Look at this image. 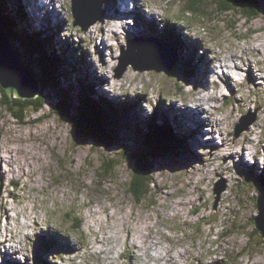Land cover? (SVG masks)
Masks as SVG:
<instances>
[{
	"label": "rangeland",
	"instance_id": "374dc122",
	"mask_svg": "<svg viewBox=\"0 0 264 264\" xmlns=\"http://www.w3.org/2000/svg\"><path fill=\"white\" fill-rule=\"evenodd\" d=\"M3 1L0 11L9 19L19 1ZM123 2L128 9L129 0ZM139 2L124 24L111 20L106 0L104 16L85 31L73 24L71 0L41 4L37 11L32 5L27 13L20 5L22 22L12 18L14 30L47 39L45 49L58 58L56 71L75 70L57 90H40L44 105L26 109L21 119L1 103L0 92V264H264V239L253 220L264 181V54L256 48L264 38V1L253 18L239 9L221 12L210 0ZM53 3L54 13L46 10ZM188 6L197 13L187 12ZM168 29L176 43L188 44L171 71L130 65L118 76L123 52L125 60L136 59L146 45H159L143 39L163 40ZM22 42L14 47L40 78L37 55L25 52ZM162 51L140 58V66L162 65L169 54ZM187 59L192 63L185 67ZM229 61L244 70H234L223 90L207 71L217 65L221 72ZM194 81L205 85L196 83L194 90ZM90 84L95 99L116 105L126 96L125 107L133 106L119 121L116 144L78 137L73 116L55 112L68 92L75 114ZM186 111L207 121L192 124ZM156 112L162 114L156 123L164 117L179 137L185 135L184 148L147 155L145 119ZM237 127L242 131L236 136ZM226 144L245 148L247 158L236 156L233 166ZM136 154H145L153 179L142 199L131 192ZM50 235L55 240L46 245Z\"/></svg>",
	"mask_w": 264,
	"mask_h": 264
},
{
	"label": "trees",
	"instance_id": "16d2710c",
	"mask_svg": "<svg viewBox=\"0 0 264 264\" xmlns=\"http://www.w3.org/2000/svg\"><path fill=\"white\" fill-rule=\"evenodd\" d=\"M18 1L19 3H15V9L10 11L12 16L10 15L9 19H7L5 14L2 12L6 32L10 36L13 47L15 46L14 42L20 44L21 41H24L26 44L22 42L24 44L23 50L25 49V52L30 54V56L31 54L37 55L40 67L43 68V72L40 78H38L41 84V90L43 91L47 88L57 90V88L61 85L59 81L63 77H68L67 75L72 73L69 71L75 70V67L71 65L69 70H67L66 68L60 66V69L56 71L57 66H59L58 58L53 53H50L48 49H45V45H47L46 38H37L33 37L29 33L14 30L15 28L11 25L12 18L16 15V17H19L22 22V11L20 5L22 8L23 5L21 0ZM210 1H215L218 5L219 11L221 12L239 9L243 16L253 18L259 16L262 0ZM1 2L4 1L1 0ZM186 11L197 13L195 8L192 6H188ZM169 32V29L166 30V35H164L162 39L174 44V46L178 49V46L182 45V43H176V41H174V37H172ZM14 49L20 55L21 52H19V50L15 47ZM65 52L66 51L63 50V53ZM29 60L30 57L28 58V61ZM190 63L192 62L187 59L184 62V66L187 67ZM84 89L86 90L81 94V100H79L75 114H72V103L67 99L70 98L68 92H65L66 97L59 101L55 112L59 115L67 117L73 116L70 117L69 122L78 137H87L97 141H108L116 144L119 140L117 136L119 121L124 116H127V113L133 106H130L129 108L125 107L126 96L122 99L124 103H115L116 105L95 99L93 97L94 91L92 84ZM0 92L2 94L1 103L8 109L12 110L13 115L17 119L22 118V113H24L26 109L32 108L34 111H38L44 105V98H41V92L36 98L28 100L19 98L11 99L1 87ZM157 115L161 117L162 114L156 112L150 118L145 119V125L148 129L146 135L147 141L151 147V150L147 155H150L151 157L160 156L162 154L169 155L172 151H175L178 148H184V146L187 145L184 138L182 136L179 137L177 133L173 131L171 124L168 121H164V117L161 120L163 122L156 123ZM144 157L145 154H136L131 159L134 163V173L131 179V192L137 199L146 197L148 193H150V186L153 183V179L150 176V165ZM112 161L108 162V166L104 169V171L110 170V163H112ZM261 183L263 184L264 181ZM79 226L80 223L77 227ZM46 245H53V243L49 240L46 242Z\"/></svg>",
	"mask_w": 264,
	"mask_h": 264
},
{
	"label": "water",
	"instance_id": "95a60500",
	"mask_svg": "<svg viewBox=\"0 0 264 264\" xmlns=\"http://www.w3.org/2000/svg\"><path fill=\"white\" fill-rule=\"evenodd\" d=\"M106 0H71V12L74 19L73 24L79 26L83 31L87 30L90 25L101 19L105 14L104 4ZM1 10V9H0ZM144 43L157 42L159 45H146L142 48V53L136 59L125 60V52L121 57V63L118 68V76L122 75L128 66H132L135 70L154 69L156 71H171L173 66L179 61L180 57L175 47L166 41L156 38L143 39ZM131 48V47H130ZM129 48V49H130ZM162 50L168 51V57L162 65L140 66V58L152 57L155 53H162ZM0 87L11 98L34 99L40 94L41 84L35 73L15 51L11 39L6 32L5 22L0 11ZM251 122V121H250ZM249 122V123H250ZM245 125L247 128L248 124ZM242 128H236L237 136ZM216 193H220L218 190ZM256 207L258 215L254 217V228L264 239V183L256 196Z\"/></svg>",
	"mask_w": 264,
	"mask_h": 264
},
{
	"label": "bare ground",
	"instance_id": "6f19581e",
	"mask_svg": "<svg viewBox=\"0 0 264 264\" xmlns=\"http://www.w3.org/2000/svg\"><path fill=\"white\" fill-rule=\"evenodd\" d=\"M22 1V5H23V10H24V12L25 13H27L28 12V10H29V6L30 7H32V5H34L33 6V10L34 11H37V10H39V7H40V5L41 4H45V5H48V4H50L51 2H53L54 0H38V3L37 4H33V3H30L29 2V0H21ZM118 5H114L113 4V2H111L110 0H109V2H110V4H111V6H109V5H107V7H108V13L110 14V18H111V20L112 21H114V22H116L117 23V20H119L120 21V23L121 22H124V24L126 23V21H128V16L130 15V13H129V11H128V9H130V8H128V9H126L125 8V4H126V2L124 3L123 1L124 0H114ZM131 2H133L132 0H129V4L131 3ZM122 3H124V4H122ZM54 4V3H53ZM55 6H57L56 4H54V7H53V9L51 8H47L46 10H51L53 13H54V11H55V9H56V7ZM121 6H123V7H121ZM35 7H37L38 9H35ZM105 9H106V11H107V8L105 7ZM110 10V11H109ZM108 13L106 14V17H107V15H108ZM58 14V13H57ZM49 15H51V13H49ZM106 17H105V21L104 22H106ZM28 18V17H27ZM28 21H29V24H30V28H32L33 26H34V21H32V19H30V18H28ZM134 21H135V19H134ZM135 23V22H134ZM121 27H123V26H121ZM110 29V28H109ZM113 29H114V27H113ZM117 30V32H120V34L122 33V30H118V28L116 29ZM124 30H127L126 28H124ZM114 36V35H113ZM116 36V35H115ZM114 36V38H116ZM118 39V37L116 38V40ZM181 42V41H180ZM104 44H105V42H103ZM182 43V42H181ZM183 44V43H182ZM183 46H184V48H183V50L182 51H179V52H183L187 47L186 46H188V44L186 45V44H183ZM182 49V47H180V46H178V50L179 49ZM256 48L260 51V55H263L264 54V38H262V37H260L259 38V40H258V44H256ZM256 49V50H257ZM176 50H177V48H176ZM178 50H177V52H178ZM235 55H237V54H234V55H231L230 57L232 58V59H234V58H236V56ZM243 55V54H242ZM239 56H241V55H238V57ZM220 59V57L218 58V55H216V57H215V59L213 60L214 62L215 61H217V60H219ZM239 59L241 60V62H243L242 61V59L239 57ZM222 61H223V58L221 59ZM237 60L238 59H236L235 60V62H237ZM256 61V60H255ZM229 62H232L230 65H228V64H222L223 65V67H222V71L221 72H219V68L220 67H217V65H214L215 67L213 68V70H212V72H210L209 73V70L207 71V74L210 76V77H217V81L220 83V84H222V86H223V90H224V87H225V85H229V84H231L232 83V80H233V77H236V75H235V71L234 70H244V69H239V65L238 64H234V61H229ZM258 62V61H257ZM238 63V62H237ZM83 64H84V62H83ZM237 65H238V68H236L237 67ZM174 67V66H173ZM100 68V67H99ZM228 70H230V74H228ZM253 70V67H252V69H251V71ZM259 70H260V68H259ZM248 71V70H247ZM261 71V70H260ZM250 71H248V73H249ZM262 72H263V75H264V69L262 70ZM202 73H206V72H202ZM223 73H225V74H228V76L230 77H224L223 76ZM261 74V73H260ZM218 76H220L221 78H218ZM262 78H264V76L262 77ZM211 79V78H210ZM209 79V80H210ZM253 79H255V77L253 76ZM251 80H252V78H251ZM252 81H255V80H252ZM186 82L187 83H189L190 81H189V79H187L186 80ZM196 83H199V82H197V81H194V86H193V88H194V90H196ZM200 85H205V84H202L201 82L199 83ZM211 84H213V83H211ZM214 85V84H213ZM213 86L211 85V89H213L212 88ZM210 89V90H211ZM214 89H215V87H214ZM214 89L213 90H211V92L212 91H214ZM198 91V90H197ZM199 92V91H198ZM206 98V97H205ZM205 98L204 99H202V98H200L199 97V99L200 100H205ZM211 98V97H210ZM210 98H208V99H210ZM185 107V106H184ZM187 112V111H186ZM205 112V111H204ZM184 117H185V119H187L186 121H188V122H191L192 124H195V122L196 121H198V120H203L204 121V123L207 121V120H204V119H197V118H194L193 117V114L192 113H189V112H187L186 113V115H183ZM183 116L181 117V118H179L178 119V121H180V122H182L183 121ZM263 122V121H262ZM205 125V124H204ZM182 126H184V128H186V125H182ZM189 129V128H188ZM187 130V129H186ZM183 138H184V141H185V143L187 144V142H188V139H186L185 138V135L184 136H182ZM259 139L261 140V142H263L262 141V139L259 137ZM208 140V139H207ZM210 140V139H209ZM209 142V141H208ZM259 143V142H258ZM203 144H209V143H206V141L204 140V142H203ZM263 145V144H262ZM225 151H228L229 152V154H228V157H230V163H232V165L233 166H235L236 165V156H241L243 159H245V158H247L246 157V154H245V148L243 149V148H240L239 150H235L234 149V147H233V145L232 144H226L225 145ZM255 154V153H254ZM249 155V154H248ZM256 155H257V157L259 156V153L257 152L256 153ZM212 159V158H211ZM252 164L254 165V166H252V167H258L259 166V163H257V161L256 160H254L253 162H252ZM251 164V165H252ZM262 167H264V166H262ZM227 168V167H226ZM237 169H238V167H236ZM236 171V170H235ZM53 235H50V237L49 238H47L48 240L50 239V241L52 242L53 240H55V236H54V238H51ZM131 248V247H130ZM132 249V248H131ZM2 253V252H1ZM0 253V254H1Z\"/></svg>",
	"mask_w": 264,
	"mask_h": 264
}]
</instances>
